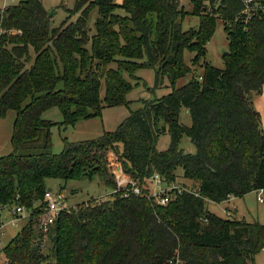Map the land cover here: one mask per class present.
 Masks as SVG:
<instances>
[{"label":"trees","instance_id":"1","mask_svg":"<svg viewBox=\"0 0 264 264\" xmlns=\"http://www.w3.org/2000/svg\"><path fill=\"white\" fill-rule=\"evenodd\" d=\"M191 2L187 11L181 0H75L78 19L59 27L52 26L41 0L6 8L0 28L21 34H0V116L16 111L13 151L0 157V208L18 204L30 213L4 246L8 264H169L176 259L256 264L264 249V224L221 217L208 203L264 190V130L253 102L264 85V10L246 14L241 0ZM94 8L98 18L90 35L86 22ZM188 15L199 17L196 31L183 28ZM219 20L229 39L225 68L204 61L198 74L196 65L205 58ZM185 50L195 53L193 65L184 61ZM143 68L155 70L157 85L167 78L172 90L144 100L116 130L95 139H65L63 150L53 151V126L75 125L101 115L106 106L128 105L133 85L124 73L138 77ZM189 74L190 81L176 88ZM55 107L62 112L60 122L43 117ZM182 108L190 125L180 120ZM164 134L170 143L159 150ZM185 135L194 153L181 148ZM114 153L146 193L154 173L173 181L181 169L200 195L184 192L159 205L112 191L108 199L63 211L42 232L46 180L99 177L116 189ZM44 235L53 242V253H45Z\"/></svg>","mask_w":264,"mask_h":264},{"label":"rangeland","instance_id":"2","mask_svg":"<svg viewBox=\"0 0 264 264\" xmlns=\"http://www.w3.org/2000/svg\"><path fill=\"white\" fill-rule=\"evenodd\" d=\"M124 0H115L116 3L121 4ZM20 0H0V18L6 10L5 7L15 5ZM44 7L48 12L53 11L51 17L52 26L59 27L64 24L66 20L76 21L80 15V12H75V0H41ZM182 5L185 6L187 11H191L192 2L191 0H181ZM121 14H124L122 9H117ZM98 18V9L94 8L91 10L87 19L86 25L90 35L95 33V23ZM199 26V17L194 15L186 16L183 28L185 30L193 29L196 31ZM14 35L17 33L21 34L19 29L5 30L0 28V34ZM229 51V39L228 34L225 31L224 23L219 20L216 25V31L214 35L207 41L205 47V58H201L200 63L196 65V71L201 74L204 70V61L210 65L218 68H225L224 53ZM184 61L188 65H193L195 61V53L189 50L183 52ZM205 59V60H204ZM124 76L129 80L133 87L127 94V99L130 101L128 105L118 106H106L102 109L101 115L79 120L75 125H55L52 127L51 139L52 149L55 153H60L64 148V140L79 141L87 139H95L108 131H114L123 122L133 110L140 108L144 100L154 99L156 97H162L167 95L172 88L169 86L170 83L167 78L162 84H156V73L154 69L143 68L136 72L138 77H130L128 73H124ZM191 74L179 78L175 87L179 88L184 86L190 81ZM263 90V89H262ZM105 95V86L103 84L101 88V96ZM43 117L50 119L55 122H60L63 119L62 112L59 108L55 107L43 114ZM16 119V111L9 110L5 116H0V157L6 156L13 151V134H14V123ZM180 120L184 124L190 125L192 123L191 116L186 108H182L180 112ZM170 143V135L164 134L160 137L157 148L159 150H165ZM181 148L186 152L194 153L196 151L195 145L191 142L188 136H183ZM178 181L185 184H193L191 180L185 179L182 176V170H179ZM116 179V177H115ZM46 189L54 193L63 191L67 197V203L71 207H77L81 204L89 203L93 200L104 198L108 199L111 196L112 191L99 177L93 179H61V178H48L46 180ZM237 205V216L233 213L232 217L238 220H245L248 222L259 221L264 224V202H259L257 199V191L250 192L243 197L235 198ZM229 202L222 201L219 203H209V209L213 213L221 216L228 217L227 206ZM2 222L4 223L3 235H0L3 246H5L26 224L28 217L18 221V225L14 226L11 223L12 215L9 207H6L2 211ZM44 251L45 253H53L52 246L53 242L51 239L44 235ZM0 264H8L5 258L4 252H0ZM256 264H264V249L259 252L256 256Z\"/></svg>","mask_w":264,"mask_h":264},{"label":"built area","instance_id":"3","mask_svg":"<svg viewBox=\"0 0 264 264\" xmlns=\"http://www.w3.org/2000/svg\"><path fill=\"white\" fill-rule=\"evenodd\" d=\"M245 6L244 12L249 14L255 10H264V0H241ZM112 172L116 177L117 188L116 191H120L124 196L138 195L145 196L147 199L154 200L159 205H166L176 196L183 194L184 192H190L195 195H200L199 187L193 184L181 183L178 180L167 181L158 172L154 173L149 179H147V186L149 191H144L145 185L139 180L133 178L132 174L125 171L124 166L117 154H113L112 157ZM66 196L63 191L52 192L46 191L44 195V205L42 207V213L39 218V227L42 232H47L49 228L55 224L58 217L65 210H70L72 207L67 203ZM235 196L229 195L227 202L233 201ZM257 199L259 202H264V190L257 191ZM236 207L234 202L227 208V215L231 217L232 209ZM4 209L0 208V215ZM12 220L11 223L14 226L18 225V221L23 218H29L30 213L24 206L14 205L9 208ZM2 217V216H1ZM4 223L0 226V235L5 233ZM4 246L0 238V252H3ZM169 264H184L179 259L169 261Z\"/></svg>","mask_w":264,"mask_h":264},{"label":"crops","instance_id":"4","mask_svg":"<svg viewBox=\"0 0 264 264\" xmlns=\"http://www.w3.org/2000/svg\"><path fill=\"white\" fill-rule=\"evenodd\" d=\"M5 8H7V7H5ZM253 102H254V106H255V108L259 111V113H260V115H261V125H262L263 130H264V85H263V90H262V92H261L260 94L254 96V98H253ZM190 182H192V181H190ZM192 183H193V182H192ZM235 198H236V197H235ZM232 202L235 203V199H234L233 201H230V202H229L227 208L231 206V203H232ZM209 203H213V202H209ZM209 203H208V205H209ZM216 203H217V202H216ZM235 204H236V203H235ZM208 208H209V206H208ZM232 210H233V211H232V215H231V217L233 216V213H235L236 216H237V213H236V211H237V205H236V207L233 208ZM228 217H229V216H228ZM256 256H257V255H256ZM5 258H6V257H5ZM6 261H7V260H6ZM255 261H256V259H255Z\"/></svg>","mask_w":264,"mask_h":264},{"label":"water","instance_id":"5","mask_svg":"<svg viewBox=\"0 0 264 264\" xmlns=\"http://www.w3.org/2000/svg\"><path fill=\"white\" fill-rule=\"evenodd\" d=\"M52 15H53V11H50L49 16L52 17Z\"/></svg>","mask_w":264,"mask_h":264}]
</instances>
